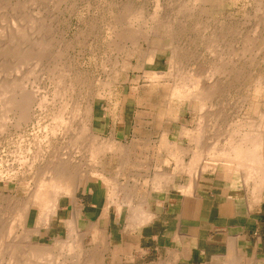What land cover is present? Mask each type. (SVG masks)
Here are the masks:
<instances>
[{"label": "bare ground", "instance_id": "bare-ground-1", "mask_svg": "<svg viewBox=\"0 0 264 264\" xmlns=\"http://www.w3.org/2000/svg\"><path fill=\"white\" fill-rule=\"evenodd\" d=\"M64 1L65 0H57L56 2L58 3V5H56L57 3L55 4L53 2H51V4L53 3L58 7L59 2L63 3V5H64ZM189 1L191 2L192 0H189ZM195 1L193 0V3ZM201 1L204 2L207 0H201ZM227 1H230V0H227ZM249 1H251V0H249ZM39 2H40V0H39ZM65 2L67 4V1H65ZM185 2L188 3V1H185ZM229 3H231V2H229ZM34 4H35V2H34ZM191 4H192V2H191ZM254 4H255V2H254ZM3 6H5V5H3ZM56 6H55V8H56ZM189 6H191V5H189ZM189 6L187 8H189ZM217 6H220V5H217ZM261 6L264 9L263 3ZM191 7H194V6H191ZM196 7H197V5H196ZM258 7L255 9L258 10L259 9ZM12 8H14V7H12ZM21 8H22V6H21ZM25 8H28V7H25ZM52 8H54V6ZM111 8H112V6H111ZM177 9H180V8H177ZM16 10H18V9H16ZM54 10H56V9H54ZM180 10H182V9H180ZM50 12H52V11L50 10ZM126 12H127V10H126ZM137 12H139V11H137ZM129 13L130 12H128V14ZM257 13H258V15L260 14V16H262V14H261L262 12L261 13L257 12ZM9 14H10V12H9ZM31 14H32V12H31ZM37 14H38V12H37ZM251 15H253V14H251ZM33 16H35V15H33ZM33 16L31 17V20H29L30 17H29V19H28V17L26 18L29 20V23L27 24V26L24 23V25H25L24 28L23 27L19 28V27H21L20 25L18 27L13 28V26H15V25H12L13 29L11 31L10 24H8V26L10 27V30H9L10 32L8 33L7 36H5V38L2 37V36H4V34H3L4 29H3V32L0 33L1 34L0 35L1 36V38H0L1 39L0 40V62H1V59L2 58L4 59V57H6V56L17 57L16 62H17V65H19V67H21L23 65V63H25L28 60L32 61L33 64H31V66H30V64L26 63V65H29V68H27V69H26L27 66L24 64L26 66L25 67L26 71L28 70L27 73L22 70L24 73L28 74V76L29 75L34 76L35 70L37 69L38 65L47 56V54H48L47 49L50 45L49 40L51 39V38L46 39V37L48 36V34L50 32V31L49 32L47 31L49 29L47 27L49 26L50 23L49 24L47 23L48 25L47 24L44 25V23H45L44 20L42 18H40L41 14H39V17H33ZM130 16L131 17H129V20L131 22L130 23L131 25L137 24L138 21L141 20L140 19L141 13L135 12L134 14H132ZM257 16H255L254 18L256 19ZM24 17H25V15H24ZM122 17L123 16H121V18ZM147 17H148V15H147ZM150 17L151 16H149V19L152 18V17L151 18ZM211 17H213V16H211ZM110 18H112V17H110ZM125 18H126V16H125ZM248 18H249V16H248ZM259 18L256 19V23H257V20H259ZM261 18H260V21H261ZM123 19H121V20H123ZM47 20H49V19H47ZM152 20H153V18H152ZM116 21H117V19H116ZM124 22H126V21L124 20ZM149 22H151V21H149ZM157 22H158V18H157ZM261 22L264 23L263 19ZM121 23H119V24H121ZM164 23H166V22H164ZM2 24L3 23L0 22L1 26H2ZM117 24H118V22H117ZM141 24L144 25V23H141ZM149 24H151V23H149ZM179 24H182V23H179ZM257 24H255V25H257ZM255 25H253V26H255ZM263 26H264V24H263ZM3 27L5 29H7L6 26H3ZM125 27H126V25H125ZM125 27L123 28L124 30H125ZM127 27H129V26H127ZM130 28H131V26H130ZM165 28H164V33H163L164 35L162 37V39L164 41L163 46L168 47L170 45V43L167 44L168 41L165 43V40H166V38H169L168 34H167V32H169V29L168 28L165 29ZM249 28H250V26H249ZM127 29H129V28H127ZM254 29H257V28H254ZM119 31H120V29H119ZM159 31H160V29L157 27V25H156V27L150 26V28H148V29L146 28L145 30H137L134 27H132L131 29L126 30V31L122 30V32H120V34L118 32L117 36L115 35L113 37L114 38L118 37L119 40L118 39H116V40L120 41V43L122 41L123 42H129L131 44V46L136 45L140 41H145L148 45L150 36L153 34L154 35H158V34L160 35V33H157ZM248 31L249 30H247V33L245 32V34H243V35L246 36V34H248ZM6 32H7V30H6ZM54 32H52V34ZM232 32H231V34H234ZM254 34L255 33H253V35ZM51 35H49V36L52 37ZM107 35H110V34H107ZM253 35L251 34V36H253ZM246 38H247V36H246ZM253 38L250 40L252 43H253V41H252ZM3 39L6 41H3ZM212 39H214V38H212ZM111 40L109 42L110 44H111ZM248 40L249 39H247L246 42ZM104 41H106V40H104ZM213 41L215 42L216 40L214 39ZM208 42H211V40ZM114 43H115V40H114ZM205 44H207V43H205ZM214 44H216V43H214ZM242 44H245V41ZM230 45H232V42ZM241 45H239V46H241ZM117 46H118V44H117ZM119 46H121V45H119ZM244 46L245 45H243V47ZM51 47H53V46H50L49 48H51ZM112 47H113V45H112ZM209 47H211V44L209 45ZM247 47L249 48L248 44H247ZM247 47L245 49H247ZM53 48H55V47H53ZM116 49H118V48H116ZM211 49H212V47H211ZM254 49H256V52H258V50H259V49L257 50V48H254ZM260 49H262L261 45H260ZM54 50L56 51V49H54ZM110 50H111V48H110ZM119 50H120V48H119ZM156 50H157L156 48H153L147 52L146 60L148 62H150V63L153 62L154 53ZM229 50H232V49L230 48ZM247 50L249 51L252 49H247ZM55 51L52 50V52H53L52 54H55L54 53ZM113 51H115V50H113ZM113 51H111V52H113ZM170 51H171V56H170V61H169L170 63H169V69H168L169 71L168 72L156 73L157 71L152 72V71H145V70H143V72H142L146 82H151V83L156 82L159 86L161 80H162V84H163V81H167V82H165L166 84H163V85L161 84L162 88H164L167 91L166 95H163L165 97L160 96V99L158 98L159 100H161V97H162V99L164 98V100H161V101H163V103L162 104H156V105H159V106H157L158 109L156 108L158 111L157 113H155L156 117L155 116L152 117V115H151V117H152L151 121H152V123H154L155 126H158L160 123H162V124L164 123V125L167 124L165 127L163 125L162 128H160L161 129L160 130L161 131L160 136H159L160 140L158 141L159 146L157 147V152L159 153V157L156 159V161L159 164L156 163V166L154 165L155 167H157V169H155V171L153 172L154 174H153V177L151 179L152 180L151 186L146 188L144 191L142 190V188H140V185L137 183H133V184H130L127 182L126 183H119L117 180V177H115V178L114 177H108L105 173L106 166H108L107 164H109L113 160V158H115V157L118 160V161L117 160H115V161H116L118 167H120V168L129 166L131 168L132 167H143V168L149 169V167H148V164L146 162H143V161H142V163L138 162L139 160L136 159V156H134L137 153V152L135 153V150H136V147L138 146L136 141L132 142L130 145H124L121 142H117L116 140L112 139L111 137L110 138L101 137L100 135H98L97 133H95L93 131V128H92L93 127V114H94L93 113V100L97 96L98 97L102 96L99 91L96 92L93 97L91 95H89L88 96V97H90L89 100L87 99L88 97L80 99L78 96L79 93H75L74 88H76L75 83L76 82L80 83L81 79L76 77L75 80H71V79L65 80L63 77L64 74L62 75V74L57 73L58 76H56V74H55V80H54L56 88L55 87L52 88V89H54V90H52L53 92L51 91L52 92V95H51L52 99L48 100L45 95L42 96L40 93H38V91H40V90L37 91V89H36V91H31V90H35V88L34 89L29 88V90H26V87L24 84L28 81V79H27L28 77L24 79V80H27L24 83L23 82V78H24L23 74L24 73L23 74L21 73V75H23V77H21V75H20V77L18 76V74L20 73L19 72L20 69H23L24 66L20 69H19V67L16 68V69H19V71H18L19 73L17 72V70L14 71V73L15 72L18 73V74L15 73V74H17V78L19 77L22 79L21 82H20L21 79H19V81H17V83L15 82L16 80L15 81L12 80V82L9 80L10 78L12 79L14 73H12V75L10 74V76H12V77H10V78L8 77L9 79L7 77H4V78H6V80L8 79L7 82L4 80V78L2 76L0 77L1 78V82H0V88H1L0 89V140L3 138V136L5 137V135L13 136L14 134L17 135L18 140H19L17 143L16 151L13 153L12 150H9L13 153V159L10 157V159H12V161L11 160L10 161H11V163H13V165H16L17 167H15V169H13V168H4L3 170L0 169V179L4 180L5 182L13 181L15 189H16V187H17V189H19L21 186V187H23L22 189L25 192L24 197H22V198L16 197L15 199L11 194L10 195H4L0 192V210L1 209L3 210L2 207H4V205H6V207L9 206V208L7 207L9 209V212L11 211V213H10L11 215L9 214L10 216L7 215L6 213H5L6 215L3 216V214H1V212H0V264H98L100 262L99 253H97L98 255L96 254L97 258H93L92 254L90 255V253L88 254L85 252L84 243H83V232L78 231L76 229V226H77L76 225V218H77V215L79 214L78 205H76L77 204V192L80 189H84L86 187L87 183L90 181L94 182V181L100 180L106 186V194L105 195H106V199H107V204L105 206V210L103 209V211L106 212L107 207L111 204L116 205L118 211L122 208V206H126L125 208H128V213H129L128 226L130 228L144 224V223L148 222L149 219H151L152 215H151V212L149 209V202H148V199L151 196V193L161 192L165 189H168L175 182V178L181 174H183L187 177L186 183L183 185H179L180 190H181L180 194H182V196L186 200L189 198L191 199V198L196 197L195 192L198 188L202 187V185H203L202 183H206L207 181H209L211 179L212 176H217V175H219L224 180H230L232 182L238 183L240 185L239 193L243 192L245 194V196L248 199V201L250 202L251 206L257 205L258 203H260L264 200V118H263L262 112L259 111L257 113L256 118L258 116H259V118H258V121H256V122L252 121L251 119H250L251 121H247L248 119L247 120L245 119L244 121L242 120V121H236V122H234L235 121L234 120L231 124H229L226 122L225 118H220V117H222L221 112H219L217 110L215 111V108L218 109L219 107L217 108V107H214L212 105L210 108V102L213 101L214 99L219 98V95H221L223 92L222 87H223L224 81L220 79V76L221 75L223 76L225 73H228L229 70H231V68L229 67L230 65L233 64L232 62H231V64L229 63L230 61H232L230 59L231 57L230 58L228 57L227 59H229L230 61L226 62V63L230 64L228 66L230 68L229 70H226L225 66H227V65H225V66L222 65L223 68L217 66V67L213 68L214 70L212 73H210L209 75L204 74V77H203L202 76L203 74L201 72L200 73H197V72L191 73L190 71L186 70V66L183 64V62H181V58H179L180 51H177V49H174V47ZM207 51H210V50L207 49ZM129 52H131V50ZM228 52L229 51H227L226 53H228ZM243 52H244V50H243ZM245 52H246V54L248 53L247 51H245ZM250 52L251 51H249V53ZM259 52H260V50H259ZM132 53L136 54V51L131 52V54ZM222 53H223V51H222ZM232 53H234V52H231V54ZM249 53H248V55H250ZM52 54L49 53V55H51V56H52ZM58 54L59 55H57V56L61 57L62 52L58 53ZM228 54H226V55L228 56ZM239 54L241 55V50H240ZM238 55H235V56L237 57ZM48 57H50V56H48ZM138 57H139V55H138ZM140 57H141V55H140ZM238 57L240 58V56H238ZM252 57H254V56H252ZM188 58L190 59L191 57L189 56ZM239 58H237V59H239ZM13 60H10L12 62V64H13ZM52 60H55V59H52ZM104 60H105V58H104ZM220 60H221V58H220ZM6 61L8 62L7 59H6ZM236 61H238V60H236ZM250 61H252V60H250ZM7 62H3V63L6 64ZM44 62L47 65L48 61L47 62L44 61ZM211 63L213 64V62H211ZM235 63L236 62H234V64ZM251 63L252 62H250V64ZM255 63H257V62H255ZM51 64H52V62H51ZM221 64L222 63H220V65ZM248 64H247V66H248ZM13 65H16V64H13ZM41 65H42V63H41ZM66 65H69V62ZM255 65L258 67L257 64H255ZM0 67H1V65H0ZM40 67H42V66H40ZM55 67H52V68L54 69ZM62 67L63 66H61V68ZM69 67H71V66H69ZM102 68H103V66H102ZM128 68H130L129 63L128 64L123 63L122 70L125 71ZM188 68L190 69V67H188ZM5 69L6 68H4V69L2 68V71ZM47 69L49 70V68H47ZM195 69L197 70V67ZM254 69H255V67H254ZM263 69H264V67H263ZM51 70H49V72H52ZM55 70H56V68H55ZM62 71H64V70H62ZM233 71H234V69H233ZM235 71H236V69H235ZM58 72L59 73L61 72L60 69ZM253 72H255V71H253ZM48 73H47V75H48ZM66 73H68V72H66ZM245 74H247V73H245ZM249 74H248V76H250ZM261 75H262V73H261ZM34 77H36V76H34ZM34 77H32V78L34 79ZM48 77H49V75H48ZM254 77H253V79H254ZM258 77H256V81L254 80V83L258 82L257 81ZM2 78H3V80H2ZM52 78H53V76H52ZM237 78L238 77H236L235 79H237ZM13 79H15V78H13ZM223 79H225V77ZM259 79H260V77H259ZM262 80H264L263 76H262L261 81ZM116 81L117 80H115V82ZM242 81L244 82V80H242ZM236 82H238V81H236ZM259 82L256 83V85L252 89L253 90L252 93L254 95L253 97L256 100H258L260 95L262 93H264V82L263 81H262L263 83H261V82L259 83ZM30 83H32V80H30ZM33 83H32V85L36 86V84H33ZM245 84H247V83H245ZM105 85H107V83H105ZM245 87H247V86H245ZM250 87H253V85ZM246 89H244V87L242 88V90H246ZM80 90H78V91L80 92ZM44 92H46V91H44ZM104 94H105V92H104ZM241 95H242V93H241ZM244 96H242V97L245 100V98H247L248 96L247 97H244ZM140 101H142V100H140ZM241 102H243V101L241 100ZM117 104H118V101H117ZM147 104L150 105L149 107H154V105L150 102H147ZM187 104H191L192 108H196V118H197V120L195 122L196 127H195V129L190 130V129H188L189 127L186 128V126L182 125L181 127H179L180 129L178 131V135L174 136L173 139H170L169 135L171 134L170 133L171 131H170V125L168 123L171 122V119L172 120L178 119L180 106H182V108H183ZM222 104H223V102H222ZM254 106H255L254 108H256V104H254ZM254 108L252 109V112L255 113L256 109H254ZM113 110H115V109L113 108ZM181 111H183V110H181ZM112 114H114V112ZM138 118H139V120L142 119V117H138ZM41 120H47L49 123L46 121L47 124L45 123L42 125ZM34 121H35L34 124H36V125H33L35 128L34 129L35 132H33L30 135V137H32L30 139H32V140L29 141V137H27L24 134L26 133V130H28L27 127L31 123H33ZM42 122H44V121H42ZM138 124H140V123H138ZM144 124H145V122H144ZM144 124H142V126ZM222 126H227V127H225V129L223 130ZM147 127H149V126H147ZM32 128L33 127L31 124V129ZM141 128H143V127H141ZM148 131L150 133L157 132L154 129L152 124L150 125V129H148ZM142 133L143 132H141V134ZM179 138L188 139V144L185 146L179 145L177 143V140ZM9 139H10V137H9ZM222 139H223V143H221ZM14 140H16V139H14ZM208 140H209V142H208ZM150 143H152V142H150ZM146 144L149 145V142H147ZM0 146H2V145H0ZM9 148H10V146H9ZM6 149H8V148H6ZM4 152H6V150H4ZM162 153H165V154H163L164 155L163 159L160 158V155ZM139 154H140V151H139ZM142 157H143V155H142ZM187 157H189L188 161L185 162ZM107 160H109V161L106 162ZM153 161H154V158H153ZM168 161H171V163H173V169L170 172H166L165 170L162 169L163 165H166ZM137 163H140V164H137ZM0 164H2V163L0 162ZM10 165H9V167H10ZM145 170L146 169H144V171ZM152 170H153V168H152ZM136 174H138V173H136ZM22 189H21V191H22ZM17 191H19V190H17ZM67 197H69L71 199V201L73 200V208H74V211H72L73 209L71 208V211L74 213L73 217L70 218L69 220L65 221L66 228H67V236L65 238H59L58 237L56 239H53L52 244L41 243L37 240H34V237L37 236L42 229H44V230L48 229L52 219L57 214V210L60 206L59 203H60L61 199L67 198ZM157 203H156V205H157ZM2 204H4V205H2ZM261 205H262V203H261ZM32 207L37 208L36 209L37 210V217H36L34 225L28 226L29 215H30V211H31ZM256 208H257V206H256ZM252 209H250V210H252ZM257 209H255V210H257ZM102 213H104V212H102ZM120 216H121V214H120ZM89 223H90V225H89L90 230H94L96 228V225L93 222L92 223L89 222ZM97 229H99V228H97ZM84 231H85V228H84ZM104 232H106V231H104ZM92 234H90V235H92ZM94 234H93V236H91V238L94 237ZM96 234H98V233L96 232ZM104 237L100 236V238H97V237L96 238H97V240H99L100 242H102L104 244L105 240H106V239L104 240ZM183 237H185V236H183ZM187 237H189V236H187ZM92 242H94V241H92ZM233 243H235V242H233ZM229 245H231V244H229ZM96 249H97V247H96ZM99 249H100V247H99ZM229 253L231 255V252H229ZM229 258H228V261H230ZM233 262H234V260H233Z\"/></svg>", "mask_w": 264, "mask_h": 264}, {"label": "rangeland", "instance_id": "rangeland-1", "mask_svg": "<svg viewBox=\"0 0 264 264\" xmlns=\"http://www.w3.org/2000/svg\"><path fill=\"white\" fill-rule=\"evenodd\" d=\"M48 1L49 0H40V2H39V0L38 1L37 0H17V1L16 0H7V1L6 0H2V1L0 0V17H1L0 22L3 23L2 26L0 25L1 26L0 27V29H1L0 33L3 32V29H4V33H3L4 36H2L3 38H5V36H7L8 33L10 32L9 31L10 27H11V31L14 27H18L19 25L21 26L19 28H22V27L24 28V26H25L24 23L27 26V24L29 23V20H31V17L33 15H35L33 17H39V14H41L40 18H42L44 20V22H45L44 25L47 23L48 24L50 23L49 26L47 27V28H49L47 31L48 32L50 31V32H49L48 36L46 35L47 36L46 39L51 38L49 40V43H50L49 47L50 46L55 47V48H53V47L49 48L48 47V49H47L48 54L45 57V59H43L41 61L42 65L40 63L38 65L37 69L35 70L36 75L34 74V76H36V77H34L32 75L28 76V74H26L28 72V70L26 71V69L29 68V65H26V63L30 64V66H31V64H33V62L28 60L25 63H23V65L21 67H19V65H17V62H16L17 57H15V56H13V57L12 56H6V57H4L5 60L3 58H2L3 60L1 59L0 77L2 76L3 78L4 77L10 78V77H12V76H10V74L12 75V73H14V71H16V70L18 72L19 69L24 66L23 69H20V71H19L20 73L18 72L19 74L17 72H15V73H17L18 76L20 77L21 73L23 74L24 72H26L23 74L24 75V78H23L24 83H25V81H27L24 79L28 77L27 78L28 81L24 84L26 87V90H29V88H33V89L35 88V90H31V91H36V89H37V91L40 90V91H38V93H40L42 96L45 95L48 100L52 99V96H51L52 92H53L52 90H54L52 88H54V87L56 88V85L54 83L55 74H56V76H58V74H62V75L64 74L63 77L65 80H67V79L68 80L69 79L75 80L76 77L80 78L81 79L80 83L76 82L75 83L76 88H74L75 93H79L78 96L80 99L81 98H87L89 95H91L93 97L94 94L99 91L103 97L97 96L94 98V100H93V113H94L93 117L97 119L96 122L103 128L104 131L100 132V133L99 132H95V133H97L98 135H100L101 137H104V138H110V137L112 138L113 137V139H114V137H115V140L117 142H121L124 145H130L132 143V141L135 140L136 143L138 144V146L136 147V150H135V153L136 152L137 153L134 156H136V159L139 160L138 162H141V163H142V161L146 162L148 164V167H149V169L143 168V167H132L131 168L129 166L120 168V167H118V165L115 161L117 159L114 156L115 158H113V160L109 164H107L108 166H106L105 173L108 177H114V178L117 177V180L119 183H126V182L130 183V184L137 183L140 185V188H142L143 191L146 188L151 186V183H152L151 179H152L153 174H154L153 172L155 171V169H157V167H155L156 163L159 164L158 162H156V159L159 157V153L157 152V147L159 146L158 141L160 140V137H159L160 132H161L160 128H162V126L164 125V123L163 124L160 123L158 126H155L154 123H152L151 119L153 116L156 117L155 113L158 112L157 106H159L156 104H162L163 103V101H161V100H164V98L162 99V97H165L163 95H166L167 91L164 88H162V86H161L162 80H161L159 86L156 82H154V83L146 82L142 72H143V70L152 71V72L157 71L156 73L168 72L169 71L168 70L169 69V63H170L169 61H170V56H171L170 50L173 47H174V49H177V51H180L179 58H181V62H183V64L186 66V70L190 71L191 73H196V72L200 73L201 72L203 74L202 76L204 77V74L209 75L210 73H212L214 70L213 69L214 67L219 66V67L223 68L222 65H224V66L227 65V66H225L226 70H229L231 68V70H229L228 73H225L223 75L225 77V79H223L224 77L222 75L220 76V79L224 81L223 87H222L223 88L222 94L219 95V98L214 99L213 101L210 102V108L212 105L214 107H217V108L219 107L218 109L215 108V111L217 110V111L221 112L222 117H220V118H225L226 122L229 124H231L234 120H235L234 122H236V121H242V120L244 121L245 119L246 120L248 119L247 121L252 120V121L256 122V121H258V118H259V116L256 118V115L259 111L262 112V115L264 118V106H263L264 105V93H262L260 95L258 100L254 99V97H253L254 95L252 93L253 92L252 89L254 88L256 83H258L259 81L261 83L264 82V80H262L263 82L261 81L262 76L264 78V75H263L264 74V69H263V67H264L263 66L264 65V47H263L264 46V43H263L264 42V33H263L264 32V26H263V24L264 23L261 22L262 19L264 22V9L261 6L262 3L264 4V2H263L264 0H261V1L260 0H254V1L253 0H251V1H249V0H230V1H227V0H207L204 2L201 0H199V1L194 0L195 1L194 3L192 0L191 2L193 5L191 4V2L189 0H69V1L65 0V1H67V4L64 1V5H65L64 6L63 3L59 2L58 7L56 6V5H58V3L56 2L57 0H54L55 2L53 0L52 1L50 0L49 2ZM185 1H188V3ZM34 2H35V4H34ZM51 2H53L55 4L57 3V4L56 5L53 3L51 4ZM229 2H231V3H229ZM254 2H255V4H254ZM3 5H5V6H3ZM52 5L54 6V8H52L53 7ZM189 5L194 6V7H191ZM196 5H197V7H196ZM217 5H220V6H217ZM21 6H22V8H21ZM55 6H56V8H55ZM111 6H112V8H111ZM188 6H189V8H187ZM12 7H14V8H12ZM25 7H28V8H25ZM257 7L259 8L258 10L255 9ZM177 8H180L182 10L177 9ZM16 9H18V10H16ZM54 9H56V10H54ZM50 10L53 13L50 12ZM126 10H127V12H126ZM137 11H139V12H137ZM9 12H10V14H9ZM31 12H32V14H31ZM37 12H38V14H37ZM128 12H130V13L128 14ZM135 12L141 13V18H140L141 20H139L137 24L131 25L129 17H131L130 15L134 14ZM257 12H260V13L262 12L261 13L262 16H260V14L258 15ZM23 14L25 15V17ZM251 14H253V15H251ZM147 15H148V17H147ZM121 16H123V17L121 18ZM125 16H126V18H125ZM149 16H151L153 18V20L151 17H150L151 19H149ZM211 16H213V17H211ZM248 16H249V18H248ZM255 16H257L256 19H258L259 17L260 18L262 17L261 21H260V18H259V20H257L258 24L256 23V19L254 18ZM27 17H28V19L30 17V19L29 20L26 19ZM110 17H112V18H110ZM157 18H158V22H157ZM47 19H49V20H47ZM116 19H117V21H116ZM121 19H123V20H121ZM124 20L126 22H124ZM149 21H151V22H149ZM117 22H118V24H117ZM164 22H166V23H164ZM119 23H121V24H119ZM141 23H144V25H142ZM149 23H151V24H149ZM179 23H182V24H179ZM8 24H10V27L8 26ZM148 24L150 26H153V27H156V25H157V27L160 29V31L157 32V33H160V35L158 34L159 36L154 35V34L150 36L148 45L145 41H140L141 43L138 42L136 45L131 46V44L129 42H123L122 41L120 43V41H118L119 40L118 37H116V38L113 37L115 35L117 36L118 32L120 34V32H122V30L126 31V30L131 29L132 27H134L137 30H145L146 28L148 29V28H150V26ZM255 24H257V25H255ZM12 25H15V26H13V28H12ZM125 25H126V27H125ZM253 25H255V26H253ZM3 26H6L7 29H5ZM127 26H129V27H127ZM130 26H131V28H130ZM249 26H250V28H249ZM124 27H125V30L123 29ZM165 27L169 29V32H167L169 38H166V40H165V43L167 41H168L167 44L170 43V45L168 47L163 46L164 41H163L162 37L164 35L163 33H164ZM127 28H129V29H127ZM254 28H257V29H254ZM119 29H120V31H119ZM246 29L249 30L248 34H246L247 38L245 35H243V34H245V32L247 33ZM6 30H7V32H6ZM52 32H54V33L52 34ZM231 32L234 34H231ZM253 33H255L254 34L255 36L253 35ZM107 34H110V35H107ZM251 34L253 36H251ZM49 35H51L52 37H50ZM249 35L252 38L254 37L252 41L255 45L250 41L252 38ZM0 38H1V36H0ZM212 38H214L216 41L214 42L213 41L214 39H212ZM113 39L115 40V43H114ZM116 39H118V40H116ZM247 39H249V40L246 42ZM104 40H106V41H104ZM110 40H111V44L109 43ZM210 40L212 43L208 42ZM3 41H6V40L3 39ZM244 41H245V44H242ZM213 42L216 44H214ZM231 42H232V45H230ZM205 43H207V44H205ZM117 44H118V46H117ZM210 44H211L212 49H211V47H209ZM247 44H248L249 48L247 47ZM112 45H113V47H112ZM119 45H121V46H119ZM239 45H241V46H239ZM243 45H245V46L243 47ZM260 45H261L262 49H260ZM229 47L232 50H229L230 49ZM246 47H247V49H252V50H249L252 53L251 52L249 53V51L247 49H245ZM110 48H111V50H110ZM116 48H118V49H116ZM119 48H120V50H119ZM153 48H156L157 50L154 53L153 62L150 63L146 60V54L148 51H150V49H153ZM254 48H257V50L259 49L260 52H259V50H258V52H256V49H254ZM54 49H56V51ZM207 49L210 51H207ZM239 49L241 50V55L239 54L240 53ZM52 50L55 51L54 52L55 54L56 53L57 54L56 55L52 54L53 53ZM113 50H115V51H113ZM130 50H131V52L136 51V54L135 53L131 54V52H129ZM243 50H244V52L247 51L250 55H248V53L246 54V52L244 53ZM111 51H113V52H111ZM222 51H223V53H222ZM227 51H229L228 52L229 54L226 53ZM61 52H62L61 57L57 56V55H59L58 53H61ZM231 52H234V53H232L233 55L231 54ZM49 53H51L52 56L49 55ZM226 54H228V56ZM138 55H139V57H138ZM140 55H141V57H140ZM235 55L240 56V58L238 56L236 57ZM48 56H50V57H48ZM189 56L191 57L190 59L188 58ZM252 56H254V57H252ZM228 57L229 58L231 57L230 59L232 61L227 59ZM104 58H105V60H104ZM220 58H221V60H220ZM237 58H239V59H237ZM6 59L8 60V62L6 61ZM9 59L10 60L14 59L13 64H16L17 66L13 65ZM52 59H55V60H52ZM236 60H238V61H236ZM250 60H252V61H250ZM44 61H46V62L48 61L47 65ZM3 62H7V63L5 64ZM51 62L54 66L51 64ZM68 62H69V65H66V64H68ZM127 62L129 63L130 68H128L127 70L124 71V70H122V65H123V63L128 64ZM211 62H213V64ZM226 62H229L230 64L232 62L233 64L230 65L229 63H226ZM234 62H236V63L234 64ZM250 62H252V63L250 64ZM255 62H257V63H255ZM220 63H222V64L220 65ZM247 64H248V66H247ZM255 64H257L258 67ZM40 66H42V67H40ZM61 66H63V67L61 68ZM69 66H71V67H69ZM102 66H103V68H102ZM195 66L197 67V70L195 69L196 68ZM18 67H19V69H16ZM25 67H26V69H25ZM46 67L49 68V70L52 69L51 70L52 72H49V70ZM52 67H55L57 71L55 70V68L53 69ZM188 67H190V69ZM254 67H255V69H254ZM2 68L3 69L6 68L5 70H3L4 72L6 70L7 71L4 73L2 71ZM59 69L61 71L60 73L58 72ZM233 69H234V71H233ZM235 69H236V71H235ZM62 70H64V71H62ZM253 71H255V72H253ZM46 72L50 73V74L48 73L49 77H48ZM66 72H68V73H66ZM15 73L13 74L12 79L11 78L10 79L8 78V79L11 82H12V80L13 81L16 80L15 82L17 83V81H19V79H21V78H19V77L17 78V74H15ZM245 73H247V74H245ZM261 73H262V75H261ZM248 74L250 76H248ZM23 75H21V77H23ZM52 76H53V78H52ZM258 76L260 77V79ZM32 77H34V79ZM234 77L235 78L238 77V78L235 79ZM253 77H254V79H253ZM256 77H258L257 78L258 82L254 83V80L256 81ZM3 78H2V80H3ZM13 78H15V79H13ZM4 80L7 82L6 78H4ZM30 80H32V83L34 82L33 84H36V86L32 85V83H30ZM115 80H117V81L115 82ZM242 80H244V82ZM21 81H22V79L20 80V82ZM236 81H238V82H236ZM0 82H1V78H0ZM165 82H167V81H163V84H166ZM105 83H107L108 86L105 85ZM245 83H247V84L249 83V84L247 85ZM251 84L253 85V87H250V86H252ZM242 86L244 87V89H246V88L247 89L242 90V88H243ZM245 86H247V87H245ZM78 90H80V92ZM44 91H46V92H44ZM104 92H105V94H104ZM241 93H242V95H241ZM160 96H162L161 100H159ZM242 96H244V97L248 96V97L245 98V100H244V98ZM87 99L89 100L90 97H88ZM140 100H142V101H140ZM241 100L243 102H241ZM117 101H118V104H117ZM147 102L152 103L154 105V107H149L150 105L147 104ZM222 102H223V104H222ZM254 104H256V108H254L255 107ZM191 106H192L191 104H187L183 108H182V106H180L178 119H176V120L171 119V122L168 123L170 125V131H171L170 132L171 134L169 135L170 139H173L174 136L178 135V131L180 129L179 127H181L182 125L186 126V128L189 127L188 129H190V130L195 129V127H196L195 122L197 120L196 108H192ZM113 108L115 110H113ZM253 108L256 109L255 113L252 112ZM181 110H183V111H181ZM113 112H114V114H112ZM151 115H152V117H151ZM138 117H142V119L139 120ZM42 121H44V122H42ZM46 121L47 120H41V124L42 125L45 123L47 124L48 121L47 122ZM144 122H145V124H144ZM34 123H35V121L33 123H31L33 128L31 129V124H30L27 127L28 130H26V133L24 134L27 137H29V141L32 140V139H30V138H32V137H30V135L33 132H35V130H34L35 128L33 125H36V124H34ZM138 123H140V124H138ZM141 123L144 124L145 126L144 125L142 126ZM151 124L153 125L154 129L157 132L150 133L148 131V129H150ZM166 125H164V127ZM147 126H149V127H147ZM141 127H143V128H141ZM225 127H227V126H222V129L224 130ZM93 131H95V130L93 129ZM141 132H143V133L141 134ZM9 137H10V139H9ZM14 139H16V140H14ZM18 141H19L18 137L15 134L13 136L5 135V137L3 136V138L0 140V145H2V146H0V150H1L0 151V162L2 163V164H0V169H2V170L4 168L15 169V167H17L16 165H13V163H11V161L13 159V153L16 151ZM147 142H149L150 146L146 144ZM150 142H152V143L154 142L153 143L154 145ZM208 142H209V140H208ZM177 143L181 146H185L188 144V139L179 138L177 140ZM221 143H223V139L221 140ZM9 146H10V148H9ZM6 148H8V149H6ZM3 149L6 150V152H4ZM9 150H12L13 153ZM139 151H140V154H139ZM163 154H165V153H162L160 155L161 159L164 158ZM142 155H143V157H142ZM10 157L12 159H10ZM153 158H154V161H153ZM188 158L189 157H187L185 162L188 161ZM108 161L109 160H107L106 162H108ZM137 164H140V163H137ZM9 165H10V167H9ZM152 168H153V170H152ZM144 169H146V170L144 171ZM162 169L165 170L166 172H170L173 169V163H171V161H168L166 165H163ZM136 173H138V174H136ZM216 177L222 179L219 175H217ZM186 180H187V177L185 175L181 174L175 178V183L177 185H183L186 183ZM98 181L101 182L100 180H98ZM22 188L23 187L20 186L19 189H17V187L15 189L13 181L5 182L4 180L0 179V192L4 195H10L11 194L14 197V199L16 197L22 198L25 196V192ZM21 189H22V191H21ZM17 190H19V191H17ZM169 191H172L175 194L177 193V194L181 195L179 193L180 187H178V189L176 187H171V188H169ZM2 205H4V204H2ZM4 207H2L3 210L2 209L0 210L1 214H3V216H5L6 214L9 215L11 213V211L9 212V209H8L9 206H7L8 207L7 208L6 205H4ZM36 209H37L36 207L31 208L28 226H32L34 224V218L36 217L35 215H37ZM56 238L57 237H55L54 239H56ZM63 238H65V237H63ZM34 240H38V238L35 236ZM38 241L41 243H47V244L53 243L52 239L42 240V237Z\"/></svg>", "mask_w": 264, "mask_h": 264}, {"label": "crops", "instance_id": "crops-1", "mask_svg": "<svg viewBox=\"0 0 264 264\" xmlns=\"http://www.w3.org/2000/svg\"><path fill=\"white\" fill-rule=\"evenodd\" d=\"M96 120L93 117L94 132H103ZM202 184L195 192L197 198L187 200L168 190L178 189L175 182L168 189L151 193V219L130 228L128 208L122 206L118 211L111 204L103 211L106 186L99 181L88 182L77 192L76 204V229L83 232L85 252L93 258L99 253L98 264H264V200L251 206L245 194L239 193L238 183L216 176ZM70 201L69 197L61 199L53 222L39 232L38 240L67 236L65 221L74 214L73 200ZM89 222L96 225L94 230H90ZM100 236H105L104 244L97 240Z\"/></svg>", "mask_w": 264, "mask_h": 264}]
</instances>
